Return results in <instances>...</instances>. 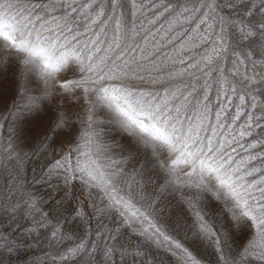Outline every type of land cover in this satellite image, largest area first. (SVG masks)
I'll return each instance as SVG.
<instances>
[{"label":"rangeland","instance_id":"obj_1","mask_svg":"<svg viewBox=\"0 0 264 264\" xmlns=\"http://www.w3.org/2000/svg\"><path fill=\"white\" fill-rule=\"evenodd\" d=\"M12 2L15 5L13 15L16 12L28 15L35 11L48 19L53 27L52 18L55 17L61 25L66 23L74 32L81 33L82 44L98 41L97 47L101 49L98 56L115 59L119 55L127 60L136 57L143 69L140 75L144 76V81H134L137 90L163 95L165 89H179L177 95L183 93L188 97L182 109L184 115L192 123H200L203 118L202 136L233 141L227 150L234 159L247 161L249 156L257 155V159L246 166L264 172V143H261L264 141V113L251 108L250 101L241 104V91L236 84L240 76L234 75L237 72L243 75L245 71L247 65L239 64L236 57L250 51L249 41L241 39L238 30L221 24L218 17L214 20L203 15L211 12L205 7L208 0H117L115 7L111 0ZM37 5L43 7L37 8ZM217 12L226 16L228 10L217 9ZM221 28H224L227 47L217 54L215 41ZM256 48L259 51V45ZM233 49H236L235 54ZM17 71V65L10 64L7 71L0 72V235L11 244L9 250L0 240V264H123L119 256L120 245L127 247L130 239L133 246L139 243L138 239L125 234L126 226L121 227L118 218L107 210H100L101 204L94 190H89L92 192L89 197L79 180L65 184V169L54 167L70 148L83 143L80 136L85 131L92 144L84 151L91 159L109 164L118 162L125 180L135 181L133 187L156 200L157 215L162 222L173 229L177 220L181 222L177 238L201 260V264H222L214 248L206 241L196 239L190 231L192 216L181 193L160 189L165 176L154 165L150 153L138 148L132 138L119 129L105 107L93 105L91 101L81 105L66 95H57L52 103L46 100L39 112L20 119V109L15 105L23 108L27 98L42 96L45 84L35 73L26 75L21 81L24 88L18 93ZM80 76L81 73L76 71L61 73L60 78L79 79ZM112 83L106 82L107 85ZM115 83L119 84L118 81ZM232 87H236L237 92L233 93ZM252 94L257 95L256 92ZM57 106L73 115V127L71 132L66 131L45 147L42 141ZM238 111L240 116L235 118ZM251 113L261 119L247 128ZM77 116H83L85 122L82 124ZM255 123L261 126L256 127ZM241 131L247 134L241 137ZM250 144L256 147L250 148ZM100 149L107 153V161L105 156L95 155ZM129 153L132 159H128ZM71 158L73 163L77 158L85 162V158L77 157L76 153H72ZM16 181H19L18 186ZM202 206L210 218L224 222L220 212L222 205L214 197L206 195ZM117 232L118 238H108ZM254 235L255 229H243L239 233L233 230L227 241L226 254L229 250L234 254ZM80 245L84 246L83 251L73 255L72 250ZM113 245L118 251L109 261L104 252ZM148 255L155 257L153 264H183L177 257L154 247L148 250ZM252 264L261 262L253 260Z\"/></svg>","mask_w":264,"mask_h":264},{"label":"snow or ice","instance_id":"obj_2","mask_svg":"<svg viewBox=\"0 0 264 264\" xmlns=\"http://www.w3.org/2000/svg\"><path fill=\"white\" fill-rule=\"evenodd\" d=\"M111 3L113 7L117 6V0H111ZM205 7L211 12L203 15L214 20L218 17L221 24L238 30L241 39L249 41L247 47L250 51L241 52L236 57L239 64L247 65L243 75L234 73L240 76L236 81L241 91L239 100L242 105L250 101L251 108H258L264 113V0H208ZM14 8L12 0H0V72L7 71L10 64L17 65L18 93L24 88L21 81L26 75L35 73L45 84L42 96L27 98L23 108L15 105L20 109L18 118L39 112L46 100L52 103L57 95H66L81 105L88 101L93 105H102L111 113L112 121L119 129L130 136L138 148L150 153L154 165L165 176V183L160 185V189L181 193L192 216L190 231L196 239L212 246L222 264H252L253 260L264 264V172L246 166L249 161L256 160L257 155L249 156L247 161H237L227 150L233 141H217L214 136H202L203 118L200 123H192L184 115L182 109L188 97L183 93L177 95L179 89H165L163 95L137 90L134 81H144V76L140 75L143 69L136 57L127 60L119 55L115 59L107 55L98 56L101 51L97 47L98 41L82 44L79 38L82 34L74 32L66 23L61 25L55 17L52 18L53 27L48 19L35 11L28 15L20 12L13 15ZM217 9H227L228 12L226 16H220ZM223 32L224 28H221L215 41L214 51L217 54L227 47ZM116 47L120 45L117 43ZM207 59L211 62L210 57ZM116 60L120 63L117 64ZM76 71L81 73L79 79L61 80V73ZM107 81L113 83L107 85ZM231 91L235 93L237 88L232 87ZM253 92L257 93L259 100ZM181 100L184 103H180ZM239 116L238 111L235 118ZM76 118L82 124L85 122L83 116ZM72 119V114L57 106L42 141L45 147L66 131L71 132ZM260 119L255 113L248 114L246 127L251 128ZM255 126L261 125L255 123ZM212 131L215 135L216 128ZM246 134L240 132L241 137ZM80 140L83 143L70 148L62 159L55 162L54 167L65 169V184L79 180L89 197L92 195L89 190H94L101 204L100 210H107L118 218L120 226H126L125 234L139 240L134 246L131 239L127 247L120 245L119 256L123 264H153L155 257L148 255V250L153 247L177 257L183 264H201V260L177 238L181 222L177 220L175 229L162 222L157 215L156 200L133 187L135 181H126L118 162L111 161L109 164L93 160L84 151L92 144L87 131L80 136ZM249 147L255 148L256 145L250 144ZM72 153L84 157L85 162L77 158L73 163ZM95 155H103L107 161V153L103 149ZM132 158L129 153L128 159ZM18 185L19 181H16ZM206 195H211L222 205L223 223L213 220L204 211L202 201ZM243 229H255V235L234 254L231 250L226 254L232 231L239 233ZM119 235L117 232L108 238L116 239ZM0 240L11 250V244L2 235ZM83 248V245L78 246L72 254H78ZM117 251L113 245L106 249L104 255L110 261Z\"/></svg>","mask_w":264,"mask_h":264}]
</instances>
